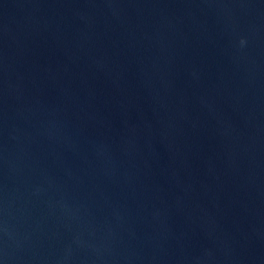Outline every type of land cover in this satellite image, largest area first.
Segmentation results:
<instances>
[{"label":"water","instance_id":"obj_1","mask_svg":"<svg viewBox=\"0 0 264 264\" xmlns=\"http://www.w3.org/2000/svg\"><path fill=\"white\" fill-rule=\"evenodd\" d=\"M0 264H264V0H0Z\"/></svg>","mask_w":264,"mask_h":264}]
</instances>
